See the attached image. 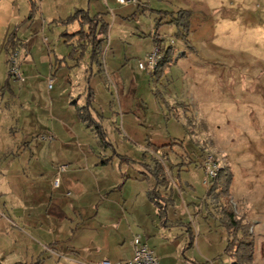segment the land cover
Instances as JSON below:
<instances>
[{
    "label": "rangeland",
    "instance_id": "obj_1",
    "mask_svg": "<svg viewBox=\"0 0 264 264\" xmlns=\"http://www.w3.org/2000/svg\"><path fill=\"white\" fill-rule=\"evenodd\" d=\"M143 1L123 5L116 0H55L44 2L48 10L41 16L37 1L30 13L29 0L30 11L24 13L18 0V14L25 17L8 36L15 41L10 51L20 49L17 33L31 23L40 37L34 63L25 53L18 57L24 79L27 74L33 77L28 91L34 99L28 105L51 107L54 100L61 104V111L75 109L79 119L77 109L87 106V114L102 126L104 141L93 125L80 119L83 133L61 136L58 144L68 151L81 144L83 151L98 154L95 158L99 161L108 158L103 166L123 176L153 166V157L163 155L165 165L168 155L174 158L177 154L181 163L175 167L188 166L189 170L170 178L175 167L167 165L168 186L176 192L177 211L188 218L192 214L189 220L195 228L204 224L203 216L215 212L208 209L210 198L207 205L191 204L188 210L183 201L194 198L188 190L201 194L205 189L198 166L206 154L212 155L222 172L231 176L230 204L243 219L235 242L246 235L254 248L248 264H264V0ZM79 10L89 16L101 12L109 23L100 64L92 59L91 47L84 49L79 35H71L80 28L83 13H78L77 20L67 19ZM179 10L190 14L185 37L183 28L168 23ZM157 45L173 46L171 65L159 77L139 68V62L145 64ZM90 91L93 101L88 105ZM14 127V133L19 134V126ZM36 133L34 141L51 139L43 130ZM160 145L167 146L158 149ZM186 179H191L192 189L185 185ZM70 203L60 199L57 208L52 207V217L60 218ZM217 221L218 226L213 218L206 220L213 225L210 237L216 241L211 240L210 258L199 264H233L240 258L236 244L226 251L232 236L221 220ZM224 232L228 233L225 248L212 255L217 235Z\"/></svg>",
    "mask_w": 264,
    "mask_h": 264
},
{
    "label": "crops",
    "instance_id": "obj_2",
    "mask_svg": "<svg viewBox=\"0 0 264 264\" xmlns=\"http://www.w3.org/2000/svg\"><path fill=\"white\" fill-rule=\"evenodd\" d=\"M19 1L21 4L18 0H0V263L100 264L103 260L116 263L132 256V240L136 235L153 251L159 264H199L209 259L211 240L216 241V237H210L213 225H208L206 220L211 217L217 226L219 224V214L213 203L208 209L213 208L215 212L203 216L204 224L199 223L195 228L196 224L189 220L192 214L188 212V218L177 211L176 192L172 186H158L162 195L171 198L165 209V219L160 218L147 194L156 181L144 172L146 169L138 168L137 173L127 172L123 176L103 166L108 158L99 161L95 158L98 154L83 151L81 144L80 148L68 151L64 144H58V139L68 133L74 137L75 131L83 133L85 127L75 109L61 111V104L54 100L51 107L28 105L34 99L28 91L32 75L27 74L19 83L7 72L10 50L6 49V41L13 28L23 22L24 13L30 11L29 0ZM36 1L41 16L44 9L48 10L44 2L55 3V0ZM18 4L24 9L22 15L18 14ZM17 39L21 44L19 56L25 53L34 63L35 46L40 52L36 27L31 23L17 33ZM77 96L79 99L80 94ZM64 101L67 102L65 98ZM15 125L19 126V134L14 133ZM41 130L51 135V139L34 141V133ZM176 155L174 158L168 155L165 162L168 176L167 165L175 167L181 163ZM59 166H64V170L59 171ZM198 167L205 189L201 194L187 191L194 197L184 199L187 210L188 205L203 207L208 202L209 184L203 183L201 161ZM188 170V166L175 167L170 178L173 173L180 176ZM56 178L59 180L57 186L54 185ZM146 180L150 182L147 184ZM183 181L192 189L191 179ZM178 191L183 194L181 189ZM62 198L70 200V205L60 218L52 217V207L57 208ZM185 225L190 226L193 236L192 245L188 247ZM226 235L225 232L217 235V248L212 255L225 248Z\"/></svg>",
    "mask_w": 264,
    "mask_h": 264
},
{
    "label": "trees",
    "instance_id": "obj_3",
    "mask_svg": "<svg viewBox=\"0 0 264 264\" xmlns=\"http://www.w3.org/2000/svg\"><path fill=\"white\" fill-rule=\"evenodd\" d=\"M36 2L35 0H31V11L33 12L34 6ZM82 12L83 14L81 17L83 19L79 20V29L71 34L72 36L79 35V41H82L81 46L85 47L89 46L91 47V56L92 59H95L98 64H100V55H101V45L104 42V40L107 38L108 29H109V23L106 22L103 18V14L96 13L93 16H89L88 12H84L83 10H79L74 15H71L68 17V21H74L79 18L78 13ZM167 13V12H166ZM172 14V12H168ZM189 12L186 10H179L177 12V17H173L171 20L168 21V23H174L177 26H180L183 28V32L181 35L185 37L188 33V27H189ZM15 41L7 39L6 41V49L9 52L11 48H13ZM157 53H156V67L152 71V73L156 76H162L164 75L166 69L171 65L172 62V56H173V46H159L156 47ZM93 101V94L91 91L88 94L87 97V104L90 105ZM78 115L80 116V119L83 122H86L88 126L93 125V128L95 129V132L99 136L100 140L104 141L105 133L103 132L102 126L93 121L90 116L87 114V106H83L81 108H78ZM174 142H170V144H173ZM167 144V145H170ZM167 145H161L157 148H164ZM163 156V155H162ZM160 156L158 158L153 157L152 162L153 166H147L146 171L151 174L155 181L156 185L151 188L147 194L150 199V201L155 205L157 208L158 215L160 218L165 219V209L167 204L171 201L170 196L162 195L159 190L157 189L158 186L166 187L169 184V176L167 174V171L165 169V165L163 164V157ZM231 182V176L229 173H226V171L222 172V168H218L216 176L210 181L209 187L206 190V196L207 198H210L211 203L215 205L217 208V213L219 214V219L221 220V223L225 226L230 236H232V239L228 240L227 244V250H231V245L236 244L235 251H240V258L235 261L233 264H248L250 260H252L253 255V242L251 240H248L246 235L239 239L237 242H235L236 238L234 239L235 233L242 228L243 226V219L241 217H237L229 199V185ZM227 199V200H224ZM188 231V238L189 243L188 246L192 245V233L189 232V228H187ZM228 252V251H227ZM38 262H35L34 264H37ZM1 264V263H0Z\"/></svg>",
    "mask_w": 264,
    "mask_h": 264
},
{
    "label": "built area",
    "instance_id": "obj_4",
    "mask_svg": "<svg viewBox=\"0 0 264 264\" xmlns=\"http://www.w3.org/2000/svg\"><path fill=\"white\" fill-rule=\"evenodd\" d=\"M117 3L128 5L135 3L136 0H116ZM156 53L155 49L152 53L148 54L146 63L139 62V68L143 70L153 71L156 67ZM18 56L19 50H11L7 57V72L8 75L17 82L21 83L24 81V76L18 67ZM64 166H59V171L64 170ZM203 168V183L208 185L210 181L216 176L218 171V164L212 155L206 154L202 161ZM58 178L54 180V185H58ZM132 256L124 261H119L116 263H111L107 260H103L100 264H159L157 257L154 255L153 251L148 247V245L143 242L139 235L133 237L132 240Z\"/></svg>",
    "mask_w": 264,
    "mask_h": 264
}]
</instances>
